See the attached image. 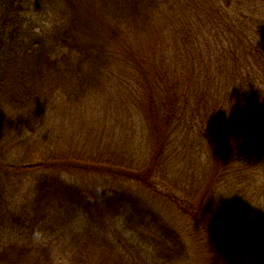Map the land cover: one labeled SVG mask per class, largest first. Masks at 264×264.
I'll return each instance as SVG.
<instances>
[{
  "label": "trees",
  "instance_id": "16d2710c",
  "mask_svg": "<svg viewBox=\"0 0 264 264\" xmlns=\"http://www.w3.org/2000/svg\"><path fill=\"white\" fill-rule=\"evenodd\" d=\"M260 7L0 0V264H264Z\"/></svg>",
  "mask_w": 264,
  "mask_h": 264
},
{
  "label": "rangeland",
  "instance_id": "374dc122",
  "mask_svg": "<svg viewBox=\"0 0 264 264\" xmlns=\"http://www.w3.org/2000/svg\"><path fill=\"white\" fill-rule=\"evenodd\" d=\"M247 4L248 1L246 2V4L243 5V14H247L246 13V9H247ZM44 5V4H43ZM57 9V8H56ZM59 9V8H58ZM47 12L48 11H44L43 10H38L37 7H35L34 4L31 5V9L29 10V14L35 18L36 22L33 25V28H35L36 30L44 27V19H47ZM230 12V11H229ZM264 12V10L262 9V7L258 8L255 10V12H252V16L254 17H258L260 16L262 13ZM238 13V12H236ZM26 14V13H25ZM251 17V16H250ZM249 19V17H247L246 19H244L241 24H245L247 22V20ZM262 21V20H260ZM262 24L264 25V21L262 22ZM35 30V31H36ZM259 38L257 40H259L260 44L259 46H264V34L262 37V34H258ZM35 138H30L29 141V146H27L25 148V150L22 152H20L23 156V159H25V161H31V162H44V159H46L49 156V153H45L44 154V144L41 145V143H38L37 145L33 144V140ZM66 140L68 142V144H70L72 147L76 148L77 150H80L82 152L89 150L91 148H95L94 145L89 142V143H85V142H78L75 141L73 139H71L70 137H66ZM50 237H53V240L51 242V246H53L55 248V251L53 252V255L56 256L55 261H63V260H69V256H67L66 254V250L69 249L68 245L70 244L68 242V239H64L63 236L62 237H58L56 235V233L54 232V234L52 236H49L46 238V241L44 243H47L50 239ZM193 246H195V244H191ZM196 247V246H195ZM191 250L190 253V258L186 259L185 256H182L180 258V260H178L177 263H175L173 260H171L170 258V263H165V264H200V262H202V258L197 257V255L195 256Z\"/></svg>",
  "mask_w": 264,
  "mask_h": 264
}]
</instances>
